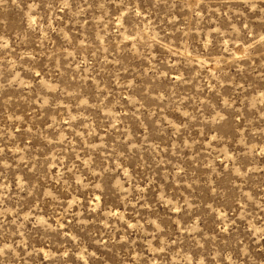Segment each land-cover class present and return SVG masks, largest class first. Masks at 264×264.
<instances>
[{
    "label": "rangeland",
    "instance_id": "obj_1",
    "mask_svg": "<svg viewBox=\"0 0 264 264\" xmlns=\"http://www.w3.org/2000/svg\"><path fill=\"white\" fill-rule=\"evenodd\" d=\"M261 37L264 0L0 3V248L264 262Z\"/></svg>",
    "mask_w": 264,
    "mask_h": 264
},
{
    "label": "clouds",
    "instance_id": "obj_2",
    "mask_svg": "<svg viewBox=\"0 0 264 264\" xmlns=\"http://www.w3.org/2000/svg\"><path fill=\"white\" fill-rule=\"evenodd\" d=\"M2 2H4V0H0V3H2ZM249 2H250V0H245L246 6ZM64 7H67V4H65ZM36 8H37L36 4H33L30 6V9L33 11ZM253 9L255 10V5H253ZM261 39L264 40V37H261ZM45 103H47V101ZM0 152H2V149H0ZM125 175H127V172H125ZM77 182L79 183V181H77ZM85 187H87V185H85ZM46 195H51V193H46ZM176 211H179V209L177 208ZM25 219H27V217H25ZM129 227L134 228L136 226L135 225H129ZM253 234L256 235V233H253ZM261 240H264V235L257 236L256 243L259 244ZM21 243L23 244L24 241L22 240ZM247 248H248V246L245 245L244 249L242 250L243 255L238 256L237 259H235V260H233L232 257L229 256L228 260H229L230 264H248L249 252H248ZM160 251H164V249H160ZM12 252H15V249L12 248V246L9 244H5L3 248H0V256L5 258L3 261H0V264H15L16 257L12 255ZM18 255L19 254L17 253V256ZM65 255H67V253H65ZM21 259H22V257H21ZM183 259H184L183 257H180V260H183ZM213 260H214L213 257H208V256H204V255H202L198 261L195 260L191 256L188 257L189 264H213ZM221 264H222V262H221ZM261 264H264V262H261Z\"/></svg>",
    "mask_w": 264,
    "mask_h": 264
}]
</instances>
